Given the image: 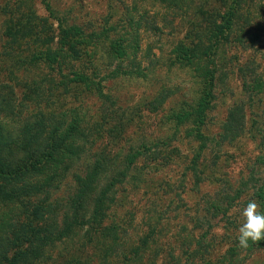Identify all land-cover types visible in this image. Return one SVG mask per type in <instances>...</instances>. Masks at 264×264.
Wrapping results in <instances>:
<instances>
[{
  "label": "rangeland",
  "instance_id": "rangeland-1",
  "mask_svg": "<svg viewBox=\"0 0 264 264\" xmlns=\"http://www.w3.org/2000/svg\"><path fill=\"white\" fill-rule=\"evenodd\" d=\"M51 2L61 15L83 27L87 33L116 27L118 34L121 33L129 43L134 38L139 43L137 57L146 74L143 78L135 76L103 82L104 93L110 100L83 95L75 101L69 96L62 98L57 107L68 117L73 110L80 113L90 125H98L106 114L110 123L102 129L107 132L116 122L127 123L130 119L122 136L112 141L114 151L124 154L128 148L138 149L142 144L158 151V154L139 158L131 176L116 191L115 204L106 221L107 225L117 227L119 240L114 253L108 251L109 257L104 260V251L114 247L112 242L107 240L104 245L89 246L82 238V231L72 240L57 245L53 256H61L62 263L79 259L88 264H264V241L257 242L253 248L250 241L247 249H241L237 242L243 208L249 200H256L262 206L264 199L259 193L264 191V105L259 99L264 101V98L253 96L252 91L246 89L245 82L251 84V75L243 76L239 72L242 67L254 72L264 68V1L248 0L249 5L243 11V14L248 12L245 17H250L254 33L256 25L260 26L258 33L263 39L254 44L247 39L242 45L234 44L225 50V68L218 76L224 75L219 77L216 85V98L206 131L213 143L199 154L195 170L191 165L199 145L184 138V130L176 133L169 119L171 111L181 103L191 101L196 92L192 72L173 65L174 49L180 41L192 39L191 35L203 21L201 12H222L218 0H183L180 7L161 0ZM32 5L39 15L45 16L39 0H32ZM1 20L0 17V24ZM130 21L139 22L137 25ZM128 33L134 34L133 37L130 38ZM1 47L0 41V54ZM104 47L92 51H97L96 58L101 63V70L105 71L108 58ZM4 61L7 60L0 58V95L7 93L2 88L4 85H14V82L9 83L10 64ZM114 66L112 64L110 70ZM101 78L99 74L96 79ZM238 106L244 109L245 134L233 143L221 142L228 115ZM7 115L11 119L14 114ZM193 171H199L197 178ZM76 188L71 174L55 192L53 200L65 203ZM215 206L218 215L212 213ZM224 209L229 210L222 215ZM7 212L16 211L10 212L0 203V252L5 253L4 261L1 259L3 254L0 255V264H10L8 259L13 253L27 247L22 241L21 250L10 249L8 240H13L16 229L21 227L23 233L20 235L25 240L27 237L23 234L30 223L34 229L32 236H38V229L47 225L42 220L32 222L24 218L18 223L17 219L11 220ZM17 223L19 227L16 228ZM143 241L147 242L145 250Z\"/></svg>",
  "mask_w": 264,
  "mask_h": 264
},
{
  "label": "trees",
  "instance_id": "trees-1",
  "mask_svg": "<svg viewBox=\"0 0 264 264\" xmlns=\"http://www.w3.org/2000/svg\"><path fill=\"white\" fill-rule=\"evenodd\" d=\"M161 1L180 7L183 0ZM39 2L45 16L38 14L32 0H1L0 6V58L10 64L9 83L14 82V85H4L2 88L7 93L0 95V203L10 212L15 209V213L6 214L18 223L20 218L47 222L45 227L38 229V236H32L34 229L30 223L23 234L27 237L25 240H22L20 234L23 232L17 223L15 227L20 229L14 232L13 240H8L10 249L21 250L22 241L27 247L13 253L8 262L88 264L79 259L62 263L61 256L52 254L57 245L72 240L82 231V238L89 246L104 245L107 240L112 242L114 247L104 251L106 260L108 251L114 253L119 240L117 227L106 224L115 204L116 191L131 176L139 158L158 151L146 144L138 149L130 147L124 154L114 151L112 141L122 136L130 119L127 123L116 122L107 132L102 128L110 123L108 115L102 116L98 125H90L80 113L73 110L68 117L57 105L69 96L75 101L83 95L110 100L104 93V83L145 77L142 62L137 57L139 43L134 38L129 43L121 33L118 34L116 27L87 33L83 27L61 15L51 0ZM218 2L222 12H201L203 21L191 35L192 39L180 41L174 49L173 65L189 69L196 85L192 100L181 103L169 114L176 133L184 130L183 137L199 145L192 170L198 166L199 154L213 143L206 131L216 98V85L219 77L224 75L218 76L225 68V50L234 44L242 45L247 39L252 44L259 43L264 37L258 33L260 26L256 25L255 33L252 31L250 17H245L248 12L243 14L248 0ZM130 22L138 25L139 21ZM127 35L132 38L134 34ZM101 46H105L108 58L105 71L101 70V63L96 58L97 51H92ZM112 64L115 66L110 70ZM44 70H47L46 74ZM239 72L243 76L251 75V84L245 82L246 89L251 90L253 96L264 98V68L254 72L242 67ZM99 74L102 78L97 80ZM16 88L21 92L20 96ZM259 100L264 105V101ZM9 113L14 114L11 119ZM244 120L243 106L231 110L222 129L221 142L233 143L241 138L246 130ZM193 172L196 178L200 174ZM71 174L76 190L65 203L53 200L55 192ZM259 193L264 195L263 190ZM213 210L216 214L217 206ZM228 210H222L221 214ZM261 211H264V199ZM146 245L143 241V250ZM254 245L252 243V248ZM4 255H1L3 261ZM23 260L25 262L21 263Z\"/></svg>",
  "mask_w": 264,
  "mask_h": 264
},
{
  "label": "clouds",
  "instance_id": "clouds-1",
  "mask_svg": "<svg viewBox=\"0 0 264 264\" xmlns=\"http://www.w3.org/2000/svg\"><path fill=\"white\" fill-rule=\"evenodd\" d=\"M241 215L243 223L238 228L237 242L241 249H247L250 246V241L257 244V242L264 240V211H261L259 202L249 200Z\"/></svg>",
  "mask_w": 264,
  "mask_h": 264
}]
</instances>
